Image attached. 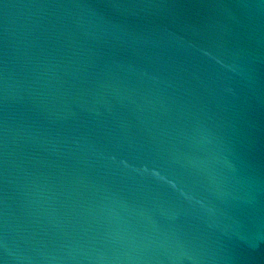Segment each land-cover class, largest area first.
<instances>
[{"label": "water", "instance_id": "1", "mask_svg": "<svg viewBox=\"0 0 264 264\" xmlns=\"http://www.w3.org/2000/svg\"><path fill=\"white\" fill-rule=\"evenodd\" d=\"M0 264H264V0H0Z\"/></svg>", "mask_w": 264, "mask_h": 264}]
</instances>
